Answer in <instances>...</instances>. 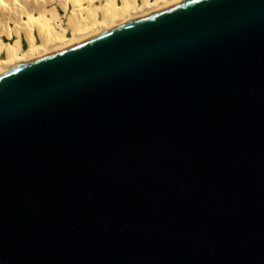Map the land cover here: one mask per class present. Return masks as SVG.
Returning a JSON list of instances; mask_svg holds the SVG:
<instances>
[{
    "label": "water",
    "instance_id": "water-1",
    "mask_svg": "<svg viewBox=\"0 0 264 264\" xmlns=\"http://www.w3.org/2000/svg\"><path fill=\"white\" fill-rule=\"evenodd\" d=\"M0 264H264V0L1 74Z\"/></svg>",
    "mask_w": 264,
    "mask_h": 264
},
{
    "label": "bare ground",
    "instance_id": "bare-ground-1",
    "mask_svg": "<svg viewBox=\"0 0 264 264\" xmlns=\"http://www.w3.org/2000/svg\"><path fill=\"white\" fill-rule=\"evenodd\" d=\"M186 0H0V75Z\"/></svg>",
    "mask_w": 264,
    "mask_h": 264
}]
</instances>
